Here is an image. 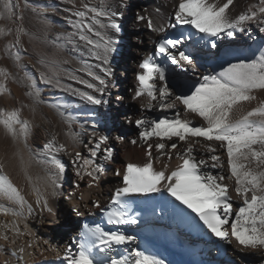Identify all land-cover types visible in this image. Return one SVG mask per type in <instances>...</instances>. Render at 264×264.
Wrapping results in <instances>:
<instances>
[{"label":"snow or ice","instance_id":"obj_1","mask_svg":"<svg viewBox=\"0 0 264 264\" xmlns=\"http://www.w3.org/2000/svg\"><path fill=\"white\" fill-rule=\"evenodd\" d=\"M67 3L72 7L63 11L71 13L65 17L71 31L57 32L49 39L48 33L54 27L49 14L57 15L59 5L30 4L24 0L22 8L21 0H0V17L11 18L14 10H20L17 19L22 22L24 10L30 9L44 24L41 36L29 32L21 23L14 38L6 40L0 49L16 69L13 72L0 66V96L11 94L8 82L13 81L25 87L24 95L30 101L0 107V129L11 141V151L6 146L0 154V215L13 218L0 221V241H3L0 254L10 253V258L0 264H36L33 257L41 241L47 245L44 251L54 252V258L61 264H166L138 247L129 251L127 246L134 244L136 237L119 227L106 228L103 223L104 220L117 226L138 223L140 214L133 211L128 197L162 192L194 213L203 228L219 241L229 245L235 241L242 253L264 254V98L257 95L264 92V48L252 58L237 59L218 72L202 75L187 93L177 95L169 86V69L164 61L185 71L197 70L194 54L179 48L185 42L184 34L160 38L155 55H145L138 65L140 71L134 76L131 100L147 97V101L140 104V115L124 119L138 130V138L129 142L135 145L139 141L146 146V161L126 162L123 169L112 171V175L121 177L122 183L114 188L106 204L92 196L90 208L80 192V202L71 208L78 217L86 213L94 216V209H99L102 222L84 223L62 251L29 228L30 219L39 217L43 222L45 213L55 215L50 201L63 195L62 182L69 164L77 177L72 181L76 190L85 179L88 189L98 188L102 177L108 174V165L114 161L115 148L110 146V141L123 143L126 138L98 132L94 110L81 112L79 106L42 96L38 80L49 88L78 97L87 105L110 104L109 78L114 76L112 57L117 43L114 35L122 31L118 17L123 15L119 9L126 6L125 0H79V4L77 0H67ZM233 5L234 0H178L166 24L157 22L146 10L136 14L135 20L145 22L154 33H165L178 25H189L209 38L251 33L250 25H256L264 33V0L248 4L238 14L231 10ZM10 34L11 29L0 27V38ZM23 36L40 40L52 49L35 51L36 64L32 67L36 68L38 80L22 63V53L27 52ZM210 46L217 47L216 39L210 40ZM65 78L73 83H65ZM42 104L52 108L66 125L67 142L52 132L41 147L30 143L37 127L35 113ZM25 109L32 116H25ZM145 111H156L158 115L148 117L142 114ZM82 116L92 117V123L82 120ZM193 116L200 118V122L190 118ZM74 125L78 130H74ZM178 142L186 144L182 151H176ZM197 145L206 156L196 155ZM81 146L86 149V155L79 150ZM218 150L226 153V162L217 154ZM61 154L70 156V161L66 163ZM173 156L179 163L170 167L165 160L170 162ZM13 161L23 172L34 201L14 182L9 171ZM156 162L161 163L159 169ZM34 165L41 171L33 174ZM76 194L73 191L68 199L72 200ZM25 236L29 239L19 243ZM121 246L123 251L118 252Z\"/></svg>","mask_w":264,"mask_h":264},{"label":"bare ground","instance_id":"obj_2","mask_svg":"<svg viewBox=\"0 0 264 264\" xmlns=\"http://www.w3.org/2000/svg\"><path fill=\"white\" fill-rule=\"evenodd\" d=\"M28 2L30 4L59 5L60 11L57 15L52 16L49 14V19L54 24V27L48 33L49 39L54 38L57 32L71 31L65 19L71 13L63 11L64 8L72 7V5L67 3V0L64 3H60V0H28ZM255 2L256 0H234V5L230 7L234 14H238L248 4ZM23 3L24 0H21L22 8ZM177 3L178 0H125L126 6L119 9L123 15L118 17V20L122 25V31L125 25L126 27L128 25V33L126 31V34L129 35L125 36L123 42L122 31L114 35V39L117 42L116 52L113 53L112 57L114 76L109 78L111 85H114V87L110 85V104L107 106L87 105L81 102L78 97H73L70 94L39 83L36 68L32 67L36 64L35 51H51L52 49L40 40L30 39L29 36L22 37L23 43L27 48V52L22 53V63L27 65L28 70L37 78L44 99L54 102H66L73 107L79 106L81 112H86L90 109L94 110L97 113L95 119L99 124L98 132H107L111 136L120 134L126 137L123 143L110 141V146L115 148L118 145L122 148V156L115 165V168L123 169L126 162L143 163L146 161L145 154L139 150L142 142L138 141L135 147H132V144L129 142L130 139L138 138V130L134 125L126 123L124 118L125 116L135 117L140 115L139 106L147 101V97L136 101L131 100L134 76L137 71H140L138 65L143 57L145 55H155V45L159 42L160 38H177L181 34H184L186 37L185 42L179 48L182 51L187 50L192 52L197 60V70L195 72L191 69L187 71L182 70L170 62L164 61L169 69V86L177 95L187 93L194 84L200 81L202 75L218 72L222 66L235 62L237 59L252 58L255 54L259 53L260 49L264 48V33H261L256 25H250L252 27L251 33L245 31L243 33L237 32L234 37L223 35L219 38H209L189 25H178L175 29H167L165 33H154L146 27L145 22L135 20L136 14L146 10V14H151L157 22L166 24L169 18L173 16L174 6ZM77 4H79V0H77ZM157 9H159L158 13ZM19 11L14 10L11 18L0 17V27L11 29L10 35L0 38V49H2L6 40L14 38L15 30L21 23L29 32L43 35L44 24L41 18L30 9H25L23 12L24 19L21 22L17 19ZM189 36L191 39H187ZM211 39H216V48H211ZM127 46L128 49H125ZM162 59V57H158V60ZM0 66H6L13 72L16 71L12 66L11 60L4 56L2 51H0ZM64 82L73 83L67 81L66 78ZM74 86L83 88L82 85L74 84ZM8 87L11 94L0 96V107H12L18 101L30 103L24 95L26 89L23 85L9 81ZM257 95L264 98V92H258ZM117 97H122L124 101H117ZM245 106L251 107L254 104ZM142 114L148 117H156L158 115L156 111H145ZM24 115L32 116V113L25 109ZM190 118L194 119L197 123L200 122V118L198 117L193 116ZM81 119H87L89 124L93 120L92 117L86 116H82ZM34 120L37 127L34 129V135L30 139V143L34 147H41L46 139L49 138L47 134L52 132L59 134V140L67 142L64 135L66 125L52 108L44 104L39 105ZM74 130H78L75 125ZM85 141L87 142V137H85ZM152 142L155 143V139ZM6 146L10 152L11 141L4 137L3 131L0 129V154L3 153ZM184 147H186L185 142H178L176 151H182ZM69 150L72 151L71 146ZM79 150L82 154H87L86 149H83L82 146ZM195 152L197 156L207 155L199 145H197ZM217 154L221 155L226 162V153L223 150H218ZM61 158L66 163L71 159L70 156L64 154H61ZM165 162H168L170 167H175L179 163L175 156H173L170 162L166 160ZM113 166V162L108 165V174L102 177L98 188L88 189V181L85 179L80 182L81 188L79 190H76L72 184V181L76 180L77 177L74 174L72 166H68L62 182L63 187L61 191L63 195L54 201H50L54 207L55 215L45 213L43 222H41L39 217L30 219L27 221L29 228L42 237L43 240H48L51 245L62 251L66 244L72 242V237L77 236L84 223H101L103 214L99 209H94V216H89L86 213L85 216L78 217L71 211V208L73 204L80 202V192H83L84 201L89 202L90 208L92 196H96V198L101 200L102 204H106L114 188L121 186L122 183L121 177L112 175ZM155 167L159 169L161 163L156 162ZM9 171L14 182L23 189L27 198L30 201H34L35 196L32 194L23 172L15 161L9 165ZM31 171L35 174L36 172H40L41 169L39 166L34 165ZM73 191H76V197L69 200L68 196ZM128 199L132 203V208L147 209L149 215L144 218H138V223L133 225H108L106 220L103 223L106 228L114 230L119 227L127 234L136 237L135 243L127 246L129 251L133 247H138L148 254L156 255L165 260L166 264H261V261L264 260V254L258 252L242 253L237 250L235 241L229 245L213 237L203 228L202 223L194 213L169 197L166 192L146 195L132 194ZM12 219L11 216L5 217L0 215V221H11ZM20 227L23 230V223L20 224ZM27 239H29L27 236L21 237L18 242L23 243ZM0 243H3V241H0ZM123 247H119L117 251L122 252ZM45 248H47V245H44L41 241L40 247L36 250L33 257L36 264H61L60 261L54 258L55 253L44 251ZM27 251H32V249H28ZM41 252H44L43 256L40 255ZM6 258H10L9 252L5 251L0 254V262Z\"/></svg>","mask_w":264,"mask_h":264},{"label":"rangeland","instance_id":"obj_3","mask_svg":"<svg viewBox=\"0 0 264 264\" xmlns=\"http://www.w3.org/2000/svg\"><path fill=\"white\" fill-rule=\"evenodd\" d=\"M128 25H127V27H126V25H125V27H124V30L121 32L122 34H121V36H122V42L124 41V38H125V36L127 35H129V34H126V31H127V33H128ZM126 29V30H125ZM125 49H128V46H127V48H125ZM125 51V50H124ZM124 101V99L122 100V101H120V102H123ZM118 107V106H117ZM132 147H135V145H131ZM139 150H141L144 154H145V151H146V146L142 143V144H140V146H139ZM121 156H122V148L120 147V146H116L115 147V154H114V161H113V164H114V166H113V169H115V165L119 162V159L121 158ZM69 167H70V165H69Z\"/></svg>","mask_w":264,"mask_h":264}]
</instances>
